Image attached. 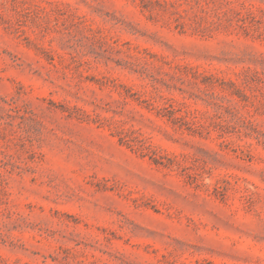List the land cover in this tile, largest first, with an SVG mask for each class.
<instances>
[{"label":"rangeland","instance_id":"1","mask_svg":"<svg viewBox=\"0 0 264 264\" xmlns=\"http://www.w3.org/2000/svg\"><path fill=\"white\" fill-rule=\"evenodd\" d=\"M0 264H264V0H0Z\"/></svg>","mask_w":264,"mask_h":264}]
</instances>
